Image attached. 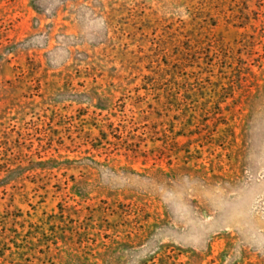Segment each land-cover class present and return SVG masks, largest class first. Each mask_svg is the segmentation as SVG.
<instances>
[{"label": "rangeland", "instance_id": "1", "mask_svg": "<svg viewBox=\"0 0 264 264\" xmlns=\"http://www.w3.org/2000/svg\"><path fill=\"white\" fill-rule=\"evenodd\" d=\"M0 264H264V0H0Z\"/></svg>", "mask_w": 264, "mask_h": 264}]
</instances>
